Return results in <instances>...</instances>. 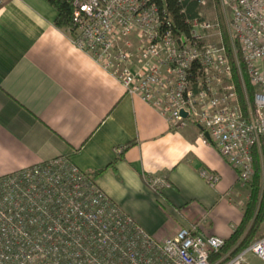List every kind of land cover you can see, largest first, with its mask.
<instances>
[{
    "label": "built area",
    "instance_id": "2783aa9c",
    "mask_svg": "<svg viewBox=\"0 0 264 264\" xmlns=\"http://www.w3.org/2000/svg\"><path fill=\"white\" fill-rule=\"evenodd\" d=\"M191 1L199 11L184 22L189 33L153 0H73L67 32L128 96L173 128L197 125L247 186L253 152L264 151V0H219L230 13L224 24L240 85L221 21L204 19L207 0ZM201 177L212 187L221 179L206 170ZM161 184L151 182L155 191ZM225 246L196 225L159 240L67 157L0 178V264H264V237L217 259Z\"/></svg>",
    "mask_w": 264,
    "mask_h": 264
},
{
    "label": "crops",
    "instance_id": "0c3cea01",
    "mask_svg": "<svg viewBox=\"0 0 264 264\" xmlns=\"http://www.w3.org/2000/svg\"><path fill=\"white\" fill-rule=\"evenodd\" d=\"M47 0L0 9V178L61 157L161 241L196 225L228 240L248 188L194 123L177 129L55 26ZM220 176L210 186L201 171ZM161 181V196L151 182Z\"/></svg>",
    "mask_w": 264,
    "mask_h": 264
},
{
    "label": "trees",
    "instance_id": "16d2710c",
    "mask_svg": "<svg viewBox=\"0 0 264 264\" xmlns=\"http://www.w3.org/2000/svg\"><path fill=\"white\" fill-rule=\"evenodd\" d=\"M161 9L164 7L168 10L171 18L177 24L178 28L185 33H189V28L184 24L189 19H194L198 16L199 7L196 2L187 0L184 4H179L178 0H153ZM47 2L56 10L57 18L55 26L63 31H67L72 27L73 23V0H47ZM220 14L219 20L222 23L224 41L228 48L229 56L234 64V71L238 85V70L236 62L230 48L229 35L225 29L224 18L221 14L220 4H217ZM241 60V56H239ZM241 68L244 71V65L241 63ZM255 174L252 180L248 183L247 188L250 197L247 206L244 210L241 224L235 229L232 236L226 240V246L217 259H222L227 255L229 259L235 257L253 243L264 237V151L260 154L254 150ZM103 171L88 173L91 177L102 174ZM161 196V190L156 191Z\"/></svg>",
    "mask_w": 264,
    "mask_h": 264
},
{
    "label": "rangeland",
    "instance_id": "374dc122",
    "mask_svg": "<svg viewBox=\"0 0 264 264\" xmlns=\"http://www.w3.org/2000/svg\"><path fill=\"white\" fill-rule=\"evenodd\" d=\"M219 0H207V5L201 10L203 13V17L206 21H220V14L218 12V4ZM220 4V3H219ZM221 14L223 15L224 21L230 18V13L227 12L221 5H220ZM249 192V191H248ZM248 197H250V193H248ZM249 200V198H248ZM248 200L246 205L244 206V210L247 206ZM243 210V214H244ZM263 231H264V224H263Z\"/></svg>",
    "mask_w": 264,
    "mask_h": 264
},
{
    "label": "water",
    "instance_id": "95a60500",
    "mask_svg": "<svg viewBox=\"0 0 264 264\" xmlns=\"http://www.w3.org/2000/svg\"><path fill=\"white\" fill-rule=\"evenodd\" d=\"M184 116H185V117H187V115H186V114H184ZM206 137H207V138H209V135H208V134H206Z\"/></svg>",
    "mask_w": 264,
    "mask_h": 264
}]
</instances>
